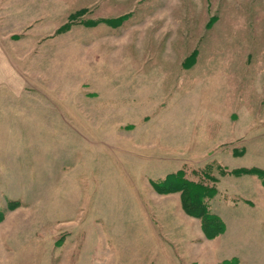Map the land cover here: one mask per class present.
<instances>
[{"label": "rangeland", "instance_id": "1", "mask_svg": "<svg viewBox=\"0 0 264 264\" xmlns=\"http://www.w3.org/2000/svg\"><path fill=\"white\" fill-rule=\"evenodd\" d=\"M260 171L264 0H0V264H264Z\"/></svg>", "mask_w": 264, "mask_h": 264}, {"label": "trees", "instance_id": "2", "mask_svg": "<svg viewBox=\"0 0 264 264\" xmlns=\"http://www.w3.org/2000/svg\"><path fill=\"white\" fill-rule=\"evenodd\" d=\"M259 176L264 183V171H260ZM153 184L162 193L182 192V203L185 211L200 218L207 237H215L224 231L225 224L221 217L211 212L209 203L206 201L216 195L215 186L202 180L196 181L188 178L184 170L169 174L160 181H154Z\"/></svg>", "mask_w": 264, "mask_h": 264}]
</instances>
